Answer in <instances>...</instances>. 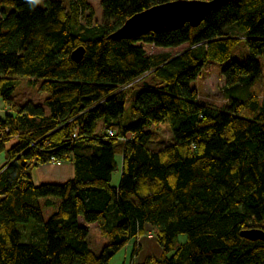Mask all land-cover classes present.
<instances>
[{
	"label": "trees",
	"instance_id": "1",
	"mask_svg": "<svg viewBox=\"0 0 264 264\" xmlns=\"http://www.w3.org/2000/svg\"><path fill=\"white\" fill-rule=\"evenodd\" d=\"M168 1L101 0L99 23L90 0H0V149L20 139L0 168V264H111L128 244L129 264H264V240L241 235L264 229V81L224 104L191 84L212 60L228 62L223 91L262 77L264 0H231L196 27L110 36ZM243 42L247 57L231 59ZM25 79L41 81L49 113L14 101ZM164 121L173 142L152 149L150 128ZM53 162L72 163L73 176L34 182ZM91 225L108 239L99 253ZM150 232L161 252L137 262Z\"/></svg>",
	"mask_w": 264,
	"mask_h": 264
},
{
	"label": "rangeland",
	"instance_id": "2",
	"mask_svg": "<svg viewBox=\"0 0 264 264\" xmlns=\"http://www.w3.org/2000/svg\"><path fill=\"white\" fill-rule=\"evenodd\" d=\"M62 2L68 5L69 0H62ZM96 10V19L100 23L102 20L103 9L101 6V0H90ZM40 4H44L43 0H40ZM150 51H154V48H150ZM249 54V50L247 45L243 42L240 44L236 49L233 51L231 59H236L239 61H243L247 55ZM228 64V62H218V61H210L207 62L201 71V74L198 78L192 81V86L198 89L200 93V98L204 101H212L217 104H224L227 102L229 98H245L249 93H258L262 91L263 88V81H264V64L263 60L261 59L262 65V77L256 81L254 85L244 86L241 87L237 85L236 87H229L226 90H222V86L225 84V80L222 76V69ZM41 84V81H32L30 79H25L21 84H19L14 93L13 98L17 104H24L29 100H32L35 104H42L45 111L47 113L50 112L49 107L45 104V98L48 96V93L39 92L38 88ZM128 104L126 108H128ZM7 107L3 103L2 99L0 98V115L1 117L5 116ZM15 114V112H14ZM151 131L155 133V138L153 141L149 143V147L152 149H161L165 147L167 144L173 142V133L169 128L167 121L160 123L157 126L151 127ZM15 137V138H14ZM19 137L13 136L6 140L5 148L3 147L0 149V168L5 165V163L9 160L8 150L15 145L19 141ZM119 152V151H118ZM117 159L119 162L118 169L113 173V184H118L120 181L121 175V161L122 157L121 154H117ZM52 169L50 168H43V170L36 172V177L33 179L34 182L38 183V177H41L43 174L47 172H51ZM35 170L33 171V174ZM54 198V197H52ZM45 200L42 202V206H45ZM53 209H46L44 208L45 216H49ZM90 232L88 235V240L90 244V248L96 252H101L103 246L107 243L108 239L101 233V230L98 226L91 225ZM149 234H152L150 232ZM152 237V236H151ZM147 239V238H146ZM153 239V238H152ZM152 239L144 240V241H151ZM187 239L186 234H181L178 237V242L183 243ZM150 245H153L155 241L153 240ZM146 248L148 249L149 246L147 245ZM130 247H123L116 255H114L111 259V264H129L131 261Z\"/></svg>",
	"mask_w": 264,
	"mask_h": 264
},
{
	"label": "water",
	"instance_id": "3",
	"mask_svg": "<svg viewBox=\"0 0 264 264\" xmlns=\"http://www.w3.org/2000/svg\"><path fill=\"white\" fill-rule=\"evenodd\" d=\"M229 1L231 0H171L159 3L132 15L110 36L131 39L147 32L174 30L186 23L196 27L212 11L219 9ZM83 51V47L75 49L72 58L79 61ZM241 235L251 240H264V229H244Z\"/></svg>",
	"mask_w": 264,
	"mask_h": 264
},
{
	"label": "crops",
	"instance_id": "4",
	"mask_svg": "<svg viewBox=\"0 0 264 264\" xmlns=\"http://www.w3.org/2000/svg\"><path fill=\"white\" fill-rule=\"evenodd\" d=\"M43 168H50L52 169L51 172H47L43 174L41 177H38V183L40 182H64L67 179L71 178L74 174V167L73 164L70 162H58V163H46L38 166L35 170V173H32L33 179L36 177V172L38 173L39 171L43 170ZM152 236V237H151ZM147 238V239H146ZM153 238V239H152ZM152 239L151 241H144ZM142 243V249L141 252L135 257V261L141 262L143 261L147 256H150L152 254H159L161 252L157 240L155 239V236L153 234H148V236L141 237L138 239ZM155 241L153 245H150L152 241ZM149 246L147 249L146 246ZM128 247H130V251L128 252L131 253L132 245L128 244ZM125 246V247H127Z\"/></svg>",
	"mask_w": 264,
	"mask_h": 264
},
{
	"label": "clouds",
	"instance_id": "5",
	"mask_svg": "<svg viewBox=\"0 0 264 264\" xmlns=\"http://www.w3.org/2000/svg\"><path fill=\"white\" fill-rule=\"evenodd\" d=\"M38 2H39V0H28L29 4H35V3H38Z\"/></svg>",
	"mask_w": 264,
	"mask_h": 264
},
{
	"label": "built area",
	"instance_id": "6",
	"mask_svg": "<svg viewBox=\"0 0 264 264\" xmlns=\"http://www.w3.org/2000/svg\"><path fill=\"white\" fill-rule=\"evenodd\" d=\"M109 133H110V134H112V133H113V131H112V130H110V131H109ZM53 163H55V162H53Z\"/></svg>",
	"mask_w": 264,
	"mask_h": 264
}]
</instances>
